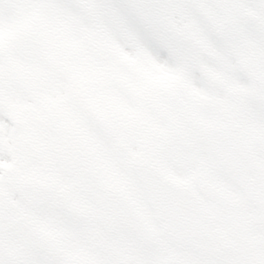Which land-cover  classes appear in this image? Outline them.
Listing matches in <instances>:
<instances>
[{
  "label": "flooded vegetation",
  "instance_id": "obj_1",
  "mask_svg": "<svg viewBox=\"0 0 264 264\" xmlns=\"http://www.w3.org/2000/svg\"><path fill=\"white\" fill-rule=\"evenodd\" d=\"M185 1L203 5L219 22L210 23L217 28L214 32L193 23L208 53L191 48L194 59L189 74L191 79H201L210 105L200 115L193 114L192 123L224 127L251 149L253 192L248 195L254 196L246 198L229 178L214 171L203 152L185 170L170 164L177 173L170 177L190 186L207 212L201 215L206 230L198 235L207 241L211 238L212 243L209 248L195 250L187 239L192 231L180 229L176 234L173 227L172 234L156 214L135 169L140 161L159 169L155 151L167 145L166 131L187 133L192 123L187 129H146V138L143 131L131 134L110 129L114 132L112 142L105 141V129H100L109 157L115 151L123 156L81 163L86 166L85 173L67 163L76 168L70 177L60 168L33 178L48 185L40 194L47 197L42 199L44 204L37 205L38 200L30 197L28 205L17 196L19 183L29 179L16 184L11 175V180L0 181V215L11 220L5 233L8 254L0 255V264H57L62 259L72 264H157L160 259L172 261L176 256L186 264L185 259L192 255L199 264H264V126L257 129L259 125L251 116L256 104L264 106V0ZM212 36L217 37L216 44L208 46ZM202 68L221 78L223 87L210 89L200 77ZM191 94L202 95L198 90ZM215 101L220 102L219 107L235 111L215 112ZM170 144L169 138L172 163ZM63 161L60 158L58 163ZM200 185L208 188L205 193L199 190ZM31 224L50 246L40 249L24 240L20 231Z\"/></svg>",
  "mask_w": 264,
  "mask_h": 264
},
{
  "label": "rangeland",
  "instance_id": "obj_2",
  "mask_svg": "<svg viewBox=\"0 0 264 264\" xmlns=\"http://www.w3.org/2000/svg\"><path fill=\"white\" fill-rule=\"evenodd\" d=\"M171 6L172 0H0V97L9 95L0 98V181L37 177L47 164L43 146L51 145L64 160L56 170L70 163L85 173L80 158H121L103 154L97 129H179L191 120L189 109L206 108L207 90L189 74L193 51L165 32L162 18L166 13L170 24ZM191 18L175 17L182 33ZM193 88L202 95H192ZM219 104L215 112L235 111ZM251 116L262 129L264 106L256 104ZM14 129H25L17 143L31 160H22ZM163 146L155 157L169 156ZM158 167L177 176L168 159ZM185 262L199 264L194 255Z\"/></svg>",
  "mask_w": 264,
  "mask_h": 264
},
{
  "label": "water",
  "instance_id": "obj_3",
  "mask_svg": "<svg viewBox=\"0 0 264 264\" xmlns=\"http://www.w3.org/2000/svg\"><path fill=\"white\" fill-rule=\"evenodd\" d=\"M219 87V86H217ZM192 135H190L187 139H182L184 141H193L194 139L199 140L200 138L203 140L202 145H200V149H204L209 159L211 160V164L215 168H220L222 166L217 165L216 162L213 160L221 155H223L227 158H232L233 160L227 163H223L226 167H228L230 170L227 172L229 177L235 181L243 190H245V184L247 181L243 178V176L246 175L247 171H245V167H248V161H252L251 152L249 151L248 156L241 157L242 154H240L238 147L236 146V143L233 141L232 137L225 132H223L219 128H209L202 124H195L192 128ZM184 136L178 135L174 139H181ZM108 140L112 139V135L107 134ZM178 139V140H179ZM198 145V143H197ZM233 147H236L237 149H233ZM244 151V149H243ZM197 150L195 148H187L186 146L182 148L181 146H177L175 149L176 158L174 160L175 164L180 167H185L188 164H190V159L195 157ZM246 154V153H245ZM247 160V161H246ZM240 161V162H239ZM246 163L244 164V162ZM237 162H239L240 165V171L239 173L232 172L231 166H237ZM250 167V165H249ZM145 180V178H143ZM160 188L161 190H168V193L165 197L166 200V206L168 207L167 213L170 214L172 218H176L173 220L174 223L176 221L180 222L181 220H187L188 222L194 221L193 217L195 215H199V209L201 208V205L197 198H187L184 196V189L180 184H176L174 182H171L168 179L163 178L160 175ZM177 190L181 191L180 194L177 193ZM178 191V193H179ZM175 194V195H174ZM172 203H168L169 201H172ZM185 200V201H184ZM191 210V213L188 212V210ZM181 224V222H180ZM187 225V224H186ZM190 224L186 226V228L189 229ZM196 227L193 226V229Z\"/></svg>",
  "mask_w": 264,
  "mask_h": 264
}]
</instances>
